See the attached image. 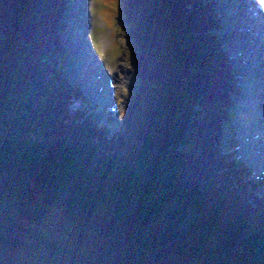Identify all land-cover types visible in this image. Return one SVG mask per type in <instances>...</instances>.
<instances>
[{"label":"trees","instance_id":"16d2710c","mask_svg":"<svg viewBox=\"0 0 264 264\" xmlns=\"http://www.w3.org/2000/svg\"><path fill=\"white\" fill-rule=\"evenodd\" d=\"M125 4L140 85L108 135L68 107V0H0V199L39 187L112 243L61 264H264V195L218 150L235 85L215 10L207 0ZM24 228L0 238L54 251Z\"/></svg>","mask_w":264,"mask_h":264},{"label":"rangeland","instance_id":"374dc122","mask_svg":"<svg viewBox=\"0 0 264 264\" xmlns=\"http://www.w3.org/2000/svg\"><path fill=\"white\" fill-rule=\"evenodd\" d=\"M207 1L211 3L217 17L219 18V27L215 31L222 36L223 39L221 40V44L226 48L234 66L233 75L235 86L231 93V101L228 110L229 113L222 125L223 137L218 150L223 156L224 165L228 166L231 163L236 165V163L242 161L240 154L244 149L243 148L241 152H239L241 143L238 135V121H235L239 114V110L245 114L247 109L249 111L248 115H252L253 112L250 113V111H253V106L256 103V107L259 111L254 115H258L260 121V125L258 126L261 127L263 130L262 132H264V93H262V96L260 94L262 88H264L262 86V84H264V79L262 78L264 77V64L261 62V56L264 50L262 49L264 45V31L259 29L260 26L264 27V3H262L261 0L255 1L257 7H255V10L261 15L259 21H253V16L250 14L255 28L253 35L257 41L261 42L257 43V46L253 51L255 54V65L250 64V70H247V65L243 62V55L238 58V55L235 53H238L236 46L247 43L249 39L246 30L236 26L243 15H246V17H249V15L246 10H243L240 6L239 7L242 11L237 7L234 11L228 12L230 8V0ZM72 2L74 3V8H72L73 3H71V0H68L69 6L66 12L71 8L75 11V7L79 8L77 10L79 13H81L80 10H84L83 15H85V18H83L82 24L79 25V29L77 28L78 30H76V34L80 35L78 39L84 44L82 45V49L85 51L84 53H86L88 57L90 56L89 61L92 64L88 75L89 77L94 76L93 81L97 84L95 85L91 80L92 88L94 87L93 85H95L94 88L98 89L99 94L101 91L104 92L105 95L102 96H105V99H107L108 102L101 103L102 105H99V102H92L89 98L91 94L89 89L86 90V93L79 84L72 82L76 87L75 91H77V94L71 98L68 107L71 111L77 108L85 111V114L90 115L91 119L106 126L107 134L111 135L122 129L123 125L120 112H122L125 101H127L129 95L140 85L139 78L136 76L135 70L132 66V54L134 53L135 46L132 38L128 34V27L131 21L125 20V18L128 19L129 14L131 15L132 12L128 11V14L126 11L127 4H125V0H84V4L83 0H81L84 5L82 8L79 0H73ZM75 15H77V12L73 13V15H71L72 17L69 19V13L68 15L66 13L65 19H67H64V30L60 33L61 46L62 39L68 30V25L73 26V19H76ZM76 22H78V19H76ZM72 26L69 28L73 29L76 25ZM80 26H83L82 29H80ZM258 29L261 30L260 33ZM260 36L261 38H259ZM83 38L86 40L84 41ZM70 39L71 38H69V41L71 42ZM248 43H252V41ZM64 53L63 45L61 60L62 68H64ZM140 53L144 56L143 52ZM242 53L243 52H240V54ZM251 57H248L249 60H251ZM66 66L67 68L69 67V65ZM244 68L247 71H245ZM128 70L133 72L136 80L128 79V76L126 77L129 73ZM254 71V76L257 79L256 82L260 84V87L259 89H257V87L253 89V86L252 88H246L247 83L246 81H243L242 76H246L248 72L249 76L253 77ZM63 72L66 74L65 70H63ZM260 76L262 79L261 82L258 81L260 80ZM248 78L249 77L247 76V79ZM256 82L254 86H256ZM93 95L95 96V93H93ZM260 99L262 100L260 101ZM244 100V104L239 102ZM110 108H112V110ZM255 130L256 131L250 133L247 132V136L250 138L252 133H254L252 136L254 137L257 128ZM255 138L257 139L256 136ZM259 138L264 141V133H262V136ZM251 141H246V144H248L247 146H250L249 143H251ZM255 144V146L260 145L257 142H255ZM257 152L258 156L262 158L264 157V151ZM244 165L246 167L241 166L238 175L244 178L246 183L252 187V192L264 195V168H253L247 164ZM261 173H263V175ZM259 175H262L263 177L256 183L253 179L257 178ZM22 189L26 191V187H23ZM38 189L43 191V189L37 187V190ZM30 190L31 192L34 190L35 192L37 191L36 188L32 186ZM42 196L48 197L47 195ZM13 198L14 197L10 200ZM56 200L57 199H55L54 202ZM17 220V222L24 227L30 228L34 231L37 230L38 233L43 236V240H46L51 244L54 251L51 252L43 248L39 243H35L29 247L19 246L10 248L6 244L0 242V258L10 260L14 264H61L64 256L67 255L69 251H74L76 247L83 248L86 251L89 250V252L93 251L96 247L99 248V252L105 254L112 245L109 240L103 238L98 232L91 231L88 227L82 224L80 225L74 221L71 213L66 211L64 205L59 200L48 208L44 218L43 216L39 218L40 224H37L39 221L35 223L25 217H21Z\"/></svg>","mask_w":264,"mask_h":264},{"label":"bare ground","instance_id":"6f19581e","mask_svg":"<svg viewBox=\"0 0 264 264\" xmlns=\"http://www.w3.org/2000/svg\"><path fill=\"white\" fill-rule=\"evenodd\" d=\"M72 1L73 0H71V3H73ZM255 1L256 0H230L229 1L230 8H229L228 12H232V11H234L235 8L237 9V7L240 6L243 10L245 9L246 12H247V14L249 15V17H246V15H243L242 16V19L244 21H242V20L239 19V22H238L237 25L240 28H242V29L245 28V30H246L247 33H251L250 35L248 34V38L250 40L248 39L247 43H243V44L237 45L236 46V49L238 50V53H235V54L238 55V58H240V56L243 55V58H244L243 59V62H244L245 65H247V68H246L247 70L248 69L250 70V66H249L250 64L255 65L254 64L255 63V57H254L255 54L253 53V51L256 48L257 43L261 42V41H257L256 38H255V36L253 35L254 32H255V28L253 27V21H259L260 18H261L260 13L259 12L257 13L256 10H255V7H256ZM79 2L81 3V8L84 7V5H83L84 4V0H83V4H82L81 0H79ZM240 7H239V9H240V11H242V9ZM72 8H74V3H73V7ZM72 8L69 9V11H68V13H69V19L72 17L71 15H73V13L77 12V15H75V16H76V19H78V22H76V19L74 18L73 19V26L74 25H76V26L73 29H70L69 27L72 26V25H70V26L68 25V28H67L68 30L66 31L65 36L63 37V39H64V46H65V48L67 47V50H70L71 48L75 49V45H74L75 43H78L80 45H84L78 39L80 37V35L79 34L78 35L76 34V30L79 29V25L82 24L83 18H85V15H83V11L84 10H80L81 13H79L77 11L79 9L78 7H75V11ZM250 14H252V16H253V21H252V18L250 16ZM69 19H68V22H69ZM82 27L80 26V29H82ZM259 29H262L264 31V27H261L260 26ZM259 29H258V31L260 33L261 30H259ZM69 38H71L70 39L71 42L69 41ZM259 38H261V36ZM251 41H252V43H248V42H251ZM262 49H264V45H263ZM240 52H243V53L240 54ZM248 57H251V60H249ZM89 58H90V56H89ZM261 62H262V64H264V50H263V53H262V56H261ZM91 64L92 63H90V66H91ZM246 69L244 68L245 71H247ZM128 72L130 74L128 73V75H126V77L128 76V79L136 80V77L133 74V72L131 70H128ZM244 74H245V72H244ZM71 75L73 76V74H71ZM254 75H255V71H254L253 77H250L248 72H247V75L246 76H244V75L242 76L243 81H246V83H247L246 88H252V86H253V89H255L256 87H257V89H259L260 84H258L256 82L257 79H256V77ZM247 76L249 77L248 79H247ZM73 77H75V76H73ZM92 78L94 79V76H92ZM262 78L264 79V77H262ZM258 81L259 82L262 81L261 76H260V80H258ZM92 82L95 85H97L95 83V81H92ZM255 82H256V86H254L255 85ZM95 85H93V86L95 87ZM262 86L264 87V84H262ZM94 87L92 89L93 91H91V92H94L95 93V96L92 93L93 101L99 102L98 104L99 105H102L101 103H104V102L107 101V99H105V96H102V95H105V93L101 91V93L99 94L98 89H96ZM263 91H264V88H262V91L260 93L261 96H262V93H264ZM252 97L255 98L254 96H252ZM261 100L262 99H260V101ZM239 102L244 104L245 103V100L244 101H239ZM256 106H257V104L255 103L254 106H253V108H254L253 111H250V113L253 112L252 115H248V112L249 111L247 109L245 111V114H243L239 110V114L237 115L235 121L236 122L238 121L239 134H244L245 135L247 132L250 133V132L256 131L255 129L257 128V132H256V135H255L257 137V139L255 138V136L252 137L254 135V133H252L251 140L254 143L251 142V143H249L250 146H247L246 145L245 147H243L244 149H243L241 155L252 166H254L256 168H264V157L262 158V157H260V156L257 155L258 154L257 151H259V152H261V151L263 152L264 151V148H263V146H264L263 142L264 141H262V139L259 138L260 136H262V133H264V132H262L263 131L262 128L258 126V125H260V121H259L258 115L257 116L254 115V114L257 113V111H259V109ZM255 142H257L260 145L255 146L256 145Z\"/></svg>","mask_w":264,"mask_h":264},{"label":"flooded vegetation","instance_id":"af4514ba","mask_svg":"<svg viewBox=\"0 0 264 264\" xmlns=\"http://www.w3.org/2000/svg\"><path fill=\"white\" fill-rule=\"evenodd\" d=\"M29 186L30 185L25 186L26 189L27 188L30 189L31 186L30 187ZM34 188H36V190H37V187H34ZM17 193H16L17 197H16V194H14L13 196L4 197V198L0 199V231L3 230L4 232H7V233H13L17 229L25 230L24 226H22L21 224H19L17 222L18 221L17 219H19L21 217L22 218L25 217L28 220L36 223L39 221L40 217L43 216V218H44L46 216L48 208L57 201L56 200L54 202L55 199H52V200L50 199V203L47 204L45 202L46 197L42 196V195L46 196V194L44 193V191L38 189L36 192H35V190L32 191L33 196L31 198V200L29 201L28 204H26L24 207H22L21 202H26L25 199L22 197L23 194L25 193V190H23L21 188ZM12 197H14V198L12 200H10ZM16 199H18V200H16ZM21 211H22V213L20 214ZM37 224H40V221ZM31 233L34 234V239L40 238L44 243L51 246L46 240H43V236H41L37 230L36 231L32 230ZM91 235H92V233H91ZM0 242L7 245V243L5 241H3L1 238H0ZM76 248H80V247H76ZM45 249H47V248H45ZM86 249H88V248H86ZM47 250H49V249H47ZM91 252H96V253L101 254V256H104V253L99 252V248H96V247Z\"/></svg>","mask_w":264,"mask_h":264},{"label":"water","instance_id":"95a60500","mask_svg":"<svg viewBox=\"0 0 264 264\" xmlns=\"http://www.w3.org/2000/svg\"><path fill=\"white\" fill-rule=\"evenodd\" d=\"M68 15V12H66ZM67 19V18H66ZM65 19V20H66ZM84 41L86 40L85 38H83ZM64 45V39H62V46ZM75 49L72 48V50H67V47L65 48L64 46V51H65V55H64V68H62L63 70L66 71V74H64V76L67 78V80L72 83H77L79 84L86 92L87 89H89L90 93H94L91 92L93 91L92 89V85H91V80L93 81V78L90 76L89 77V70H90V61H89V57L88 55H86V53H84L85 51H83L82 49V45L75 43ZM88 48L90 49V47L88 46ZM93 54V52H92ZM71 55V56H70ZM66 65H69V67L67 68ZM69 74H68V73ZM71 74H73V77ZM71 76V77H70ZM87 93V92H86ZM90 94L89 98L93 101V97ZM239 132V130H238ZM239 138H240V143L241 146L239 148V152H241V150L243 149V147H245L246 145V141H249V137L247 136V133L244 134H238ZM242 154V152H241ZM240 154V155H241ZM242 157L241 159L244 160L248 165H250L251 167L255 168L254 166H252L242 155L240 156ZM33 196V193L31 192V190L29 188L26 189L25 193L23 194V198L25 199L26 202H21V206L24 207L26 204L29 203V201L31 200ZM50 198L49 196L45 198V202L47 204L50 203ZM22 213V211L20 212V214Z\"/></svg>","mask_w":264,"mask_h":264},{"label":"snow or ice","instance_id":"6c2138e0","mask_svg":"<svg viewBox=\"0 0 264 264\" xmlns=\"http://www.w3.org/2000/svg\"><path fill=\"white\" fill-rule=\"evenodd\" d=\"M262 3H264V0H261Z\"/></svg>","mask_w":264,"mask_h":264}]
</instances>
